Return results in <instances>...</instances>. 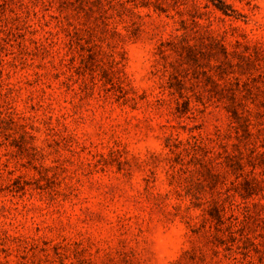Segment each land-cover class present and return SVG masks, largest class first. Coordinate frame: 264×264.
<instances>
[{
	"label": "rangeland",
	"instance_id": "374dc122",
	"mask_svg": "<svg viewBox=\"0 0 264 264\" xmlns=\"http://www.w3.org/2000/svg\"><path fill=\"white\" fill-rule=\"evenodd\" d=\"M0 264H264V0H0Z\"/></svg>",
	"mask_w": 264,
	"mask_h": 264
}]
</instances>
